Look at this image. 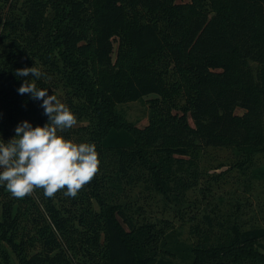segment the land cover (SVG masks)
<instances>
[{
	"label": "trees",
	"instance_id": "obj_1",
	"mask_svg": "<svg viewBox=\"0 0 264 264\" xmlns=\"http://www.w3.org/2000/svg\"><path fill=\"white\" fill-rule=\"evenodd\" d=\"M34 65L46 78L32 82L77 118L63 135L94 144L99 165L75 198L0 186V264H264L263 220L244 217L253 204L209 203L189 221L190 244L143 209L155 194L197 209L189 194L228 174L208 173L217 152L245 192L264 182V0H0L5 142L24 120L48 122L17 92L28 78L16 70ZM140 101L145 127L119 111ZM214 204L225 213H207Z\"/></svg>",
	"mask_w": 264,
	"mask_h": 264
},
{
	"label": "clouds",
	"instance_id": "obj_2",
	"mask_svg": "<svg viewBox=\"0 0 264 264\" xmlns=\"http://www.w3.org/2000/svg\"><path fill=\"white\" fill-rule=\"evenodd\" d=\"M15 75L28 78L17 92L40 101L48 122L34 127L24 120L16 126L12 139L7 142L0 139V186L6 187L15 198H23L40 188L49 198L59 190L75 198L97 172L96 146L77 143L63 135L76 125L77 118L56 95L48 94L49 89L32 82L46 78V73L34 65L17 69Z\"/></svg>",
	"mask_w": 264,
	"mask_h": 264
},
{
	"label": "rangeland",
	"instance_id": "obj_3",
	"mask_svg": "<svg viewBox=\"0 0 264 264\" xmlns=\"http://www.w3.org/2000/svg\"><path fill=\"white\" fill-rule=\"evenodd\" d=\"M255 67L258 68L259 65ZM106 71H111V69L107 68ZM119 111L123 113L130 122L137 124L139 127H145L148 125L150 119V103L147 101L124 104L119 107ZM251 128L256 132L259 131L261 129V118H253ZM206 159L207 162H205V164L206 166H210L208 169V173L210 175L222 174L226 172L228 174L223 178V181L220 182L218 187L211 186L210 191H208V189H204L208 186L205 183V185L200 186L198 190L189 194V201L192 202V204L194 203L196 206H198L197 209H190L187 207L179 208V206L177 207L175 204L166 203L163 197L157 194L153 195L156 197V199L151 201V205H143V209L149 212V214L153 216L154 220L156 218H163L169 219V221L173 222L172 224L174 225V228L171 230V234H173L174 241L181 243L188 242L189 244L197 242V239L194 238L190 232V226L192 225L190 222H196L192 220L193 217L200 212L198 210H202V212L206 211L209 203H215L220 198H223L224 201L228 202L227 205H229V211L230 209H234L239 206L242 202L253 204L252 209L249 210V215L247 212L246 214L248 216H244L245 219H253V217H258L264 221V210L262 209L264 206V182L254 185L253 189H250L251 191L245 192L242 188H240L242 187L244 179H242L240 174L231 172L230 164L233 165L234 163L231 160L229 153L227 154L225 152H217L211 154V156L207 157ZM205 197L207 199H205ZM211 209H214L220 215L225 213V208H222L220 211L216 204L208 209L207 213H209V210ZM263 221L261 222L264 223ZM177 257L178 258L176 260L178 264H185V255H177Z\"/></svg>",
	"mask_w": 264,
	"mask_h": 264
}]
</instances>
